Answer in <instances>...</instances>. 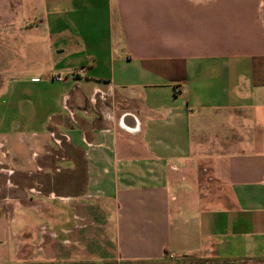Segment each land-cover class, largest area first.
Returning <instances> with one entry per match:
<instances>
[{
    "label": "crops",
    "instance_id": "1",
    "mask_svg": "<svg viewBox=\"0 0 264 264\" xmlns=\"http://www.w3.org/2000/svg\"><path fill=\"white\" fill-rule=\"evenodd\" d=\"M261 4H9L0 264H264Z\"/></svg>",
    "mask_w": 264,
    "mask_h": 264
},
{
    "label": "rangeland",
    "instance_id": "2",
    "mask_svg": "<svg viewBox=\"0 0 264 264\" xmlns=\"http://www.w3.org/2000/svg\"><path fill=\"white\" fill-rule=\"evenodd\" d=\"M19 0H0V142H4V139L1 138V136L3 134H13L15 136H19L22 134V130L21 128L18 126V124H12L10 128L9 125L7 124H3V118H4V108H3V101H5V98H8V92H4V85H6V82H8L9 78L6 76V74L4 75V61H3V47H4V42L6 40L7 37V33H8V29H6L7 27V23H5L4 20H7L8 15L6 13H4V9L5 8H9V4H13V2L15 4L18 3ZM262 4L260 7V16L264 15V0H261ZM8 3V4H7ZM5 5V6H4ZM20 5V4H19ZM28 14H24L22 12H20L18 10V6L17 8L14 10L13 13H11V21L15 26H18L19 22L22 20L21 18L26 16ZM5 24V25H4ZM20 34L19 32L16 33V37H19ZM14 56V55H13ZM12 65V67L10 68H14L16 67V65L18 64V59L15 58V56L12 58V63H10ZM18 80V77L12 78V80ZM14 81H11V83L13 84ZM7 116V115H5ZM16 116V117H15ZM15 119H17V115L14 114ZM8 119V118H7ZM6 145L5 143L0 144V154H2L4 157V159H6V161H8L9 159L11 160V155L10 153H8V151H6ZM12 167H16V163L10 162L9 163ZM15 176V175H14ZM261 262V261H260Z\"/></svg>",
    "mask_w": 264,
    "mask_h": 264
},
{
    "label": "built area",
    "instance_id": "3",
    "mask_svg": "<svg viewBox=\"0 0 264 264\" xmlns=\"http://www.w3.org/2000/svg\"><path fill=\"white\" fill-rule=\"evenodd\" d=\"M82 72H83V70L81 68H79L77 70V73H79V74H81ZM52 78L55 79L56 81L63 80V77L61 75H53ZM174 92H175V94H179L180 93V86H178V85L174 86Z\"/></svg>",
    "mask_w": 264,
    "mask_h": 264
}]
</instances>
